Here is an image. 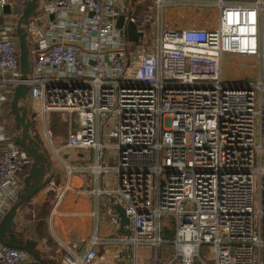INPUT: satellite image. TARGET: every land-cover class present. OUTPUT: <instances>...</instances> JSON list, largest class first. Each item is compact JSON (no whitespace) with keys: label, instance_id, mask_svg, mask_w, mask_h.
I'll return each mask as SVG.
<instances>
[{"label":"built area","instance_id":"1","mask_svg":"<svg viewBox=\"0 0 264 264\" xmlns=\"http://www.w3.org/2000/svg\"><path fill=\"white\" fill-rule=\"evenodd\" d=\"M119 1L39 6L26 25L29 95L41 100L42 112L67 113L69 146L117 148L115 195L131 229L120 241L150 244L151 264H264V75L239 84L222 72L225 54L258 56L264 64V0H198L219 7L218 23L185 28L164 24L168 0H154L138 14ZM3 17L0 70L10 86L0 107L22 81L19 13ZM129 21H139L137 40L128 38ZM8 127L0 115V222L32 158ZM92 168L99 175L110 167L103 160ZM164 216L174 221L173 238L163 233ZM96 241L82 255L68 248L62 264H91ZM168 241L172 256L161 258ZM33 260L0 241V264Z\"/></svg>","mask_w":264,"mask_h":264},{"label":"crops","instance_id":"2","mask_svg":"<svg viewBox=\"0 0 264 264\" xmlns=\"http://www.w3.org/2000/svg\"><path fill=\"white\" fill-rule=\"evenodd\" d=\"M46 1L39 0L37 9ZM153 2L154 0H120L118 4L126 5L138 14L150 9ZM16 3L20 9L23 8L24 0H17ZM163 10L164 24L167 23L168 27L173 28L193 25L212 27L219 19L217 5L208 7L198 0H168ZM55 16L57 15L49 14L48 19ZM3 18V15L0 16V24ZM229 59L236 62L231 69L226 67L225 61ZM260 61L258 56L225 54L222 72L228 81L234 83L256 81L264 75V70L260 76L258 73L257 66ZM224 72H229L230 75L225 76ZM8 78L9 74L0 70V94L6 92L10 86ZM12 97L13 93L7 95L8 100L2 102L0 115L6 119L9 132L14 136L19 134L21 129H18L11 111ZM21 102L29 106L31 134L40 141L42 149L49 156L54 176L19 206L15 216L17 223L15 229L22 231L24 237L36 239L38 241L36 249L44 257L54 258L59 264H62L68 248H72L80 255L84 254L92 246V239L95 236L97 241L93 246L98 255L91 264H151L155 257V249L150 244L144 243L135 248L120 241L121 234L126 232L121 229L120 217L114 207L116 202H120L115 195L119 176L111 168L118 161L117 148L111 146L107 150H102L97 147L69 146L67 137L70 124L66 112L58 110L42 112L41 100L37 97L31 98L30 95L27 100ZM103 160H106L110 168L98 175L92 167ZM31 163L32 158L22 173V189ZM51 171L47 170L46 175ZM98 188L111 192H99ZM114 215L119 218L118 223L113 220ZM171 220L170 216L167 219L163 217V233L169 238L174 236V225ZM125 227L128 228L127 225ZM172 253L171 248L167 253L160 252L159 256L169 258ZM31 264L39 263L34 258Z\"/></svg>","mask_w":264,"mask_h":264},{"label":"water","instance_id":"3","mask_svg":"<svg viewBox=\"0 0 264 264\" xmlns=\"http://www.w3.org/2000/svg\"><path fill=\"white\" fill-rule=\"evenodd\" d=\"M39 0H24V6L20 9L19 5L10 3H0V16L11 12L19 13L17 23V33L19 37V56L21 79L16 84L13 97L10 101L11 111L14 114L16 125L21 129L19 134L14 135L15 142L27 150L32 157L31 167L24 179V187L19 193L18 200L6 211L0 222V241L3 244L20 248L32 255L39 264H59L54 258L44 257L40 251L36 249L37 240L31 237H24L23 232L16 228L15 216L19 206L25 202L34 192L51 181L54 173L51 171L52 162L47 153L42 149V144L31 134V118L29 116V106L21 102L27 100L29 96L30 85L27 83L29 73L32 69L30 45L28 41V31L26 25L30 18L36 13ZM52 16V15H51ZM124 15H120L117 25H124ZM3 23V19L1 21ZM0 24V29L2 28ZM137 23L129 21L127 24V35L130 40H137L139 34L137 32ZM47 170L51 171L46 175ZM114 201V197L112 198ZM116 211L120 217L121 229L130 233L131 229L125 226L129 222V217L122 203L114 204Z\"/></svg>","mask_w":264,"mask_h":264},{"label":"rangeland","instance_id":"4","mask_svg":"<svg viewBox=\"0 0 264 264\" xmlns=\"http://www.w3.org/2000/svg\"><path fill=\"white\" fill-rule=\"evenodd\" d=\"M208 7H210L209 5H207ZM213 6H215L216 7V5H213ZM165 19V18H164ZM166 26H167V23H166ZM148 30L150 31V32H152V28L149 26L148 27ZM226 62V67L227 68H232L235 64H236V62L234 61V60H231V59H229V60H226L225 61ZM224 62V63H225ZM257 68H258V73H259V76L261 75V71L262 70H264V64H262L261 63V61L258 63V66H257ZM225 73V76H229L230 75V73L229 72H224ZM258 77V76H257ZM12 123V122H11ZM12 125V124H11ZM258 194H259V187H258V179H257V181H256V186H255V198L257 199L258 198ZM168 218V216H164V219H167ZM171 223H172V225H174L173 223H174V221H173V219L171 220ZM170 234H172V232L170 231ZM171 248H172V250H173V243L172 242H170V241H168V242H164L163 243V245L161 246V250H160V252L161 253H167L168 252V250H171ZM202 252H203V254L204 255H208L207 253H208V248H207V245H204L203 246V248H202Z\"/></svg>","mask_w":264,"mask_h":264}]
</instances>
